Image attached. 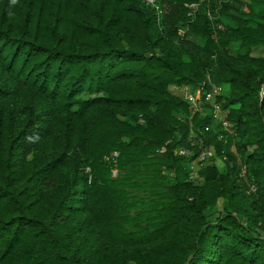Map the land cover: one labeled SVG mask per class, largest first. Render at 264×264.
<instances>
[{"label": "trees", "instance_id": "trees-1", "mask_svg": "<svg viewBox=\"0 0 264 264\" xmlns=\"http://www.w3.org/2000/svg\"><path fill=\"white\" fill-rule=\"evenodd\" d=\"M0 264H264V0H0Z\"/></svg>", "mask_w": 264, "mask_h": 264}, {"label": "built area", "instance_id": "built-area-1", "mask_svg": "<svg viewBox=\"0 0 264 264\" xmlns=\"http://www.w3.org/2000/svg\"><path fill=\"white\" fill-rule=\"evenodd\" d=\"M152 1V0H150ZM191 7H194L195 4H191ZM183 87H190L187 85H182ZM181 87V86H180ZM205 83H202L200 86H198L197 88L193 89L191 91V95L194 98L193 103L187 101L184 97V99L191 105V107L193 108V110H199V111H203L207 105L209 106L208 110L212 115V118L215 121H220L221 117V105H220V101H218V96L219 95H223L224 92L222 90V88L219 85H216L214 83L210 82V88L205 90ZM223 126L227 127V122L222 121ZM208 127H206L205 129H207ZM117 153H113V155H116ZM183 154V153H180ZM213 155V152L211 150H204L201 152V154L199 155L198 159H204L207 157H210ZM193 163L191 162L190 164L192 169H193Z\"/></svg>", "mask_w": 264, "mask_h": 264}, {"label": "rangeland", "instance_id": "rangeland-1", "mask_svg": "<svg viewBox=\"0 0 264 264\" xmlns=\"http://www.w3.org/2000/svg\"><path fill=\"white\" fill-rule=\"evenodd\" d=\"M241 1L243 2V1H247V0H241ZM221 23L223 24V22H221V21L218 22V25L220 27L223 26ZM259 53H260V51L255 50L252 54L256 55V54H259ZM173 90H174V93L178 94L181 97H184L187 101L193 103L194 98L191 95V91L193 89L191 87H186V86L185 87H183V86L180 87V86L175 85V86H173ZM175 151L179 152V153H183L184 155H189L190 154L187 150L182 149V148H176ZM217 163H218V165L221 168L222 163L220 161H218ZM191 165L192 164L189 163L188 167H189V170L191 171L190 174L193 175L194 172H193V169H192ZM116 172H117L116 170H113V175H116ZM223 207H224L223 200L219 199L216 202L215 208L218 209V210H221V209H223Z\"/></svg>", "mask_w": 264, "mask_h": 264}, {"label": "clouds", "instance_id": "clouds-1", "mask_svg": "<svg viewBox=\"0 0 264 264\" xmlns=\"http://www.w3.org/2000/svg\"><path fill=\"white\" fill-rule=\"evenodd\" d=\"M13 2H15V0H13Z\"/></svg>", "mask_w": 264, "mask_h": 264}]
</instances>
